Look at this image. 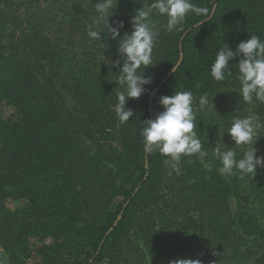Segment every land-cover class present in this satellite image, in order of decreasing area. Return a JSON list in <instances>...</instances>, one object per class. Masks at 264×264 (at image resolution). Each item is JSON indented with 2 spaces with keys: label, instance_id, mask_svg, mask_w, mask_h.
<instances>
[{
  "label": "trees",
  "instance_id": "16d2710c",
  "mask_svg": "<svg viewBox=\"0 0 264 264\" xmlns=\"http://www.w3.org/2000/svg\"><path fill=\"white\" fill-rule=\"evenodd\" d=\"M39 1L29 0L35 9L23 14L16 0H0V103L15 111L14 117L0 119V264H4L3 252L9 264H31L33 238L43 244L37 250L41 264L115 261L111 245L132 231L138 211L159 203L166 165L158 152L144 153V122L163 111L160 98L172 96L175 90H190L197 103L217 92V81L210 74L216 52L222 43L235 50L251 35L264 40V0H192L209 8L210 16L189 13L171 32L164 27L166 19L153 14L160 31L152 67L145 69L152 83L145 85L146 93L139 99L128 100L126 106L134 115L122 125L114 110L116 93L122 90L116 83L122 62L112 65L119 58V41L106 30L101 40L87 35L95 0H65L61 6V0L47 6ZM140 7L138 0H117L110 24L123 21L119 38L131 32V17ZM53 35L65 43L64 50L54 43ZM92 41L106 62L97 63L85 53ZM237 62L238 58L229 62L232 76L224 80L228 84L238 83ZM172 64L178 66L173 73ZM256 102L264 112V102ZM195 117V131L208 152L199 181L204 195L228 212L230 201L236 200L230 234L262 236L259 223L247 216L241 194L247 189L264 213V168L257 167L254 177L241 178L235 170L230 176L221 175L206 135L216 118L201 110ZM97 129L104 136L99 138ZM84 140L94 153L85 151ZM106 146L117 155L116 161H108L113 168L100 162ZM106 170L116 177L110 195L116 207L97 215L82 212L96 194L87 181L110 189L108 174L103 176ZM8 199L24 206L11 210ZM161 221L165 234L183 254L169 220L162 216Z\"/></svg>",
  "mask_w": 264,
  "mask_h": 264
},
{
  "label": "rangeland",
  "instance_id": "374dc122",
  "mask_svg": "<svg viewBox=\"0 0 264 264\" xmlns=\"http://www.w3.org/2000/svg\"><path fill=\"white\" fill-rule=\"evenodd\" d=\"M54 1L57 0H41L38 4L47 6ZM16 2L21 5L23 14L32 13L35 9L36 4L31 6L29 0H16ZM138 2L144 5L150 3L151 0H138ZM62 3H65V0H61L58 6H61ZM5 11L8 15L12 14L8 8H5ZM90 23L92 25V21ZM58 37L53 35L54 43L60 50H64L66 45ZM92 45L93 41L86 46L85 53L90 58H94L97 63L106 62L107 58L98 51L99 47L95 44V49ZM145 75L152 79L151 74L147 71H145ZM206 97L208 104L204 106L193 98L192 108L195 116L201 110L216 118L206 133L210 146L214 149L217 141H220L228 147H234V141L227 135V129L231 126L233 118H243L254 114L259 117V122L262 125L259 135L255 138L257 141L254 147L258 150V156H264V112H261L256 101L253 100L251 103L243 101L239 95V83L228 84L225 81H217V92ZM14 116L15 111L12 108L7 107L5 103H0V119ZM107 133L111 135L112 131ZM97 134L99 138L104 136L101 130H98ZM83 146L87 153H94L95 148L88 140H84ZM241 155H243L242 149H237V156ZM110 159L116 161L117 155L112 152L110 146H106L100 155V162L107 165ZM207 164V157L201 160L198 155H194L181 157L179 174L172 172L171 168L166 166L158 192V207L148 205L138 211L132 231L127 237L120 238L111 245L110 256L115 261H111L109 258V260L105 259L97 264H169V261L177 258L200 259L202 264H264V213L260 202L247 189H243L241 204L244 206L247 216L259 223L263 235L248 238L243 234H230L232 215L237 211V202L235 199L230 201V212L211 204L199 185V181L203 177L201 173ZM107 167L113 168L114 166L112 163H108ZM170 172L171 174H169ZM106 173L109 176L106 185L110 189L100 185L96 187L95 182L87 181L86 184L92 189L96 188V194L95 199L91 200L87 209L84 208L82 212H91L93 215H97L107 208L114 209L116 207L117 201L110 199L116 177L109 174L107 170L103 174L104 177ZM101 179L100 177V181ZM23 206L24 204L19 201L11 199L7 201V207L11 210ZM162 216L169 220L170 228L176 238V245L183 254L177 252L175 244L165 234L161 221ZM216 216L220 226L215 222ZM50 243V241L47 242V244ZM42 247L43 244L39 243L37 239L30 240L29 262L31 264L42 263L37 253V250ZM188 250L189 253L186 252ZM8 259L9 256L3 252L4 264H9Z\"/></svg>",
  "mask_w": 264,
  "mask_h": 264
},
{
  "label": "clouds",
  "instance_id": "9594fccd",
  "mask_svg": "<svg viewBox=\"0 0 264 264\" xmlns=\"http://www.w3.org/2000/svg\"><path fill=\"white\" fill-rule=\"evenodd\" d=\"M117 0H95L94 15L91 17L92 25L87 31L91 40H101L102 31L112 40L119 41L118 59L112 62L113 67H119V76L116 83L122 86V90L116 93L117 103L115 115L119 124L129 122L134 113L127 107L129 99H139L146 93L145 85L152 83L151 77H146L145 69L152 67V52L160 29L153 21V14L166 19V29L171 32L186 18L189 13L196 16H210L209 8L201 7L192 0H151L142 5L131 17V32L120 37V30L124 28L123 21L115 20L110 24V18L114 15ZM100 29V30H94ZM119 38V39H118ZM238 58L239 95L243 101L251 103L255 99L264 102V40L256 35L250 39L241 41L235 50L226 43L216 52V58L211 65V77L218 82L232 76L229 70V62ZM173 65V64H172ZM175 72L177 66L173 65ZM199 87V85H197ZM214 98V97H213ZM213 100V99H212ZM193 94L190 90H175L172 96H162L159 104L163 111L159 112L155 119L144 122L141 130L143 138V151L146 154L158 152L164 157L163 163L171 168L172 172L179 174L181 157L198 155L203 160L208 152L203 150L201 140L194 129L195 113L192 108ZM199 103L208 104L207 97H201ZM212 107L214 105L212 103ZM262 125L259 117L249 115L246 117H234L231 126L227 129V135L234 141V147L217 141L212 149V155L220 163L218 172L224 176L238 171L241 178L254 177L257 167L264 168V156L257 155L254 147ZM222 145V146H221ZM237 149H242L243 155L237 158ZM171 174V172L169 173ZM169 264H202L200 259H181L169 261Z\"/></svg>",
  "mask_w": 264,
  "mask_h": 264
},
{
  "label": "water",
  "instance_id": "95a60500",
  "mask_svg": "<svg viewBox=\"0 0 264 264\" xmlns=\"http://www.w3.org/2000/svg\"><path fill=\"white\" fill-rule=\"evenodd\" d=\"M177 68H178V66H177ZM173 72H174V71L172 70L171 73H173Z\"/></svg>",
  "mask_w": 264,
  "mask_h": 264
}]
</instances>
